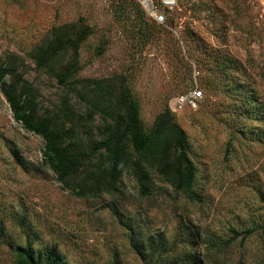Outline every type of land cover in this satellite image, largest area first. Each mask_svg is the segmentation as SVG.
Masks as SVG:
<instances>
[{"label":"rangeland","instance_id":"1","mask_svg":"<svg viewBox=\"0 0 264 264\" xmlns=\"http://www.w3.org/2000/svg\"><path fill=\"white\" fill-rule=\"evenodd\" d=\"M121 1L128 4L123 19L115 13ZM135 3L0 0V61L19 58L41 107L55 106L58 85L28 54L51 28L84 19L92 34L80 48L78 78L124 75L145 129L167 106L187 135L197 196L177 195L156 176L150 197L141 200L128 173L116 198L72 196L43 165L41 138L14 121L0 91V264H17L15 248L25 244L35 253L51 250L65 264H142L119 225L117 205L139 238L155 234L168 243L183 242L193 229L198 240L207 233L227 240L231 228L264 225V0H178L174 25L156 31L146 16L145 29L138 28ZM224 63L233 67L226 76ZM225 77L252 89L258 104L249 107L246 92L227 94ZM193 90L201 92L196 109L175 112L174 99ZM247 109L256 115L243 118ZM194 248L205 253L198 241ZM229 250L217 264H264V235L256 229Z\"/></svg>","mask_w":264,"mask_h":264},{"label":"trees","instance_id":"2","mask_svg":"<svg viewBox=\"0 0 264 264\" xmlns=\"http://www.w3.org/2000/svg\"><path fill=\"white\" fill-rule=\"evenodd\" d=\"M120 3L115 13L123 19L128 4ZM135 13L134 22L138 20V28L144 30L146 22L142 19L145 14L138 3H135ZM171 13L163 11V25L150 21L157 26L155 31L174 25ZM91 34V27L80 18L51 28L29 52L28 57L37 71L55 81L61 91L57 104L50 108L41 107L40 93L24 78L19 58L11 56L0 61V91L14 121L25 131L41 138L43 165L55 175L61 188L74 197L116 198L122 191V178L128 173L141 200L150 197L156 176L175 194L195 199L198 169L189 157L187 135L174 121L168 107L164 106L150 128L145 129L138 102L133 98L124 75L78 78L80 48ZM102 51L101 46L95 50L97 55ZM234 67L238 69L239 66ZM231 69L233 67L225 63L220 65L224 76ZM225 78L227 94L246 92L247 105L258 104L252 89L247 86L238 89V83ZM210 85L212 83L208 82L205 86ZM72 98L80 105L78 110ZM240 113L243 118L256 115L250 109ZM113 209L118 210L119 225L127 232L130 250L142 264H217L218 256L229 252V247L236 241L242 245L256 229L264 235L263 225L240 231L231 228L227 240L208 233L200 235L198 240V232L193 229L183 242L168 243L155 234L139 238L134 223L123 222L120 206ZM196 241L204 246V254L194 248ZM15 255L17 264H65L51 250L35 253L30 244L16 246Z\"/></svg>","mask_w":264,"mask_h":264},{"label":"built area","instance_id":"3","mask_svg":"<svg viewBox=\"0 0 264 264\" xmlns=\"http://www.w3.org/2000/svg\"><path fill=\"white\" fill-rule=\"evenodd\" d=\"M143 10L147 19L156 24L163 25L165 16L163 11L172 12L177 6V0H135ZM201 98L200 91H190L181 94L174 99L172 108L175 112H180L186 108L196 109L197 102Z\"/></svg>","mask_w":264,"mask_h":264}]
</instances>
